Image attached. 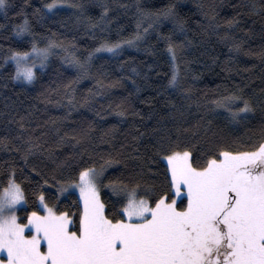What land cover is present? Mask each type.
Returning <instances> with one entry per match:
<instances>
[{
	"label": "trees",
	"instance_id": "1",
	"mask_svg": "<svg viewBox=\"0 0 264 264\" xmlns=\"http://www.w3.org/2000/svg\"><path fill=\"white\" fill-rule=\"evenodd\" d=\"M48 3L7 0L0 10V187L14 171L27 199L17 211L21 221L38 211L39 190L78 219L77 196L59 194L56 181L109 158L119 161L100 186L110 218L119 207L110 181L139 183L141 195L159 191L167 168V153H157L161 137H179L197 166L218 146L252 151L264 141V0H65L52 11ZM169 9L172 15H158ZM25 21L30 31L17 35ZM50 41L61 47L52 48L43 69L37 65L35 81L12 79L14 63L5 60L11 50ZM105 42L120 44L117 53L95 51ZM90 52L86 74L68 62ZM174 73L176 86L169 83ZM233 94L253 109L238 122L216 103ZM29 138L40 145L30 154Z\"/></svg>",
	"mask_w": 264,
	"mask_h": 264
},
{
	"label": "snow or ice",
	"instance_id": "2",
	"mask_svg": "<svg viewBox=\"0 0 264 264\" xmlns=\"http://www.w3.org/2000/svg\"><path fill=\"white\" fill-rule=\"evenodd\" d=\"M64 2L51 0L45 8L52 11ZM6 6L7 0H0V10ZM158 15L167 17L172 12ZM29 31L25 21L17 26L16 34ZM141 35L138 32L135 39ZM53 47L61 45L50 41L40 48L33 42L30 50H11L5 60L14 63L12 79L35 81L37 60L43 69ZM119 48L120 44L105 42L95 51L116 54ZM169 51L175 61L171 43ZM92 55L83 62L72 55L68 62L86 74ZM169 83L176 86L175 73ZM237 101L243 107L233 108ZM216 103L227 108L233 122L253 110L250 101L237 94ZM260 135L264 137V128ZM26 143L28 154L40 147L31 138ZM180 147L179 137L173 140L169 135L158 142L157 153H167L162 157L167 161L165 187L159 191L148 187L141 195L139 183L109 182L119 204L114 205L111 218L100 186L106 169L119 161L109 158L99 167L81 168L78 178L56 181L59 194L79 190L78 219L77 214L58 211L48 203L45 191L39 190L33 195L44 214L34 210L27 213L26 223L19 222L17 207L27 199L13 171L0 189V264H264V141L252 151L218 146L200 166L190 147Z\"/></svg>",
	"mask_w": 264,
	"mask_h": 264
},
{
	"label": "rangeland",
	"instance_id": "3",
	"mask_svg": "<svg viewBox=\"0 0 264 264\" xmlns=\"http://www.w3.org/2000/svg\"><path fill=\"white\" fill-rule=\"evenodd\" d=\"M37 61H38V60H37ZM37 65H39V64L37 63ZM163 161H164V163H165L166 166H167V161H166V160H163ZM0 189H2V188L0 187ZM68 192H72V193H74V194L77 196V198H78V200H79V203H80V206H81V209H82V202L80 201V193H79V190L76 189V188H71V189H69ZM68 192L63 193V195L66 194V193H68ZM63 195H61V196H63ZM23 206H24V203L18 205V207H17V211H18L20 208H22ZM38 211H40L41 214H44V212H43V208H42V207H38ZM19 222H21V223H26L27 220H26V218H25L24 221H21V220H20ZM26 234H30V233L27 232V230H26ZM0 255H3V254H0Z\"/></svg>",
	"mask_w": 264,
	"mask_h": 264
}]
</instances>
